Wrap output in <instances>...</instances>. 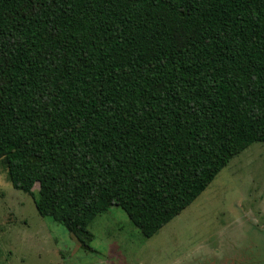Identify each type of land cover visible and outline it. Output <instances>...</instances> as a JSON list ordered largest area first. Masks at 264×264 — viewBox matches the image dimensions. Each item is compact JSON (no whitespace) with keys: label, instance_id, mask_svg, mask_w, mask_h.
Here are the masks:
<instances>
[{"label":"trees","instance_id":"16d2710c","mask_svg":"<svg viewBox=\"0 0 264 264\" xmlns=\"http://www.w3.org/2000/svg\"><path fill=\"white\" fill-rule=\"evenodd\" d=\"M254 142L264 0H0V166L83 250L112 206L154 236Z\"/></svg>","mask_w":264,"mask_h":264},{"label":"rangeland","instance_id":"374dc122","mask_svg":"<svg viewBox=\"0 0 264 264\" xmlns=\"http://www.w3.org/2000/svg\"><path fill=\"white\" fill-rule=\"evenodd\" d=\"M38 189V184L35 190ZM0 166V264H264V143L254 142L152 237L120 206L88 226L94 251L42 216Z\"/></svg>","mask_w":264,"mask_h":264}]
</instances>
